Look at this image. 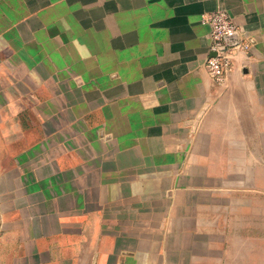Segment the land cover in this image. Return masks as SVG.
<instances>
[{"label":"crops","instance_id":"obj_1","mask_svg":"<svg viewBox=\"0 0 264 264\" xmlns=\"http://www.w3.org/2000/svg\"><path fill=\"white\" fill-rule=\"evenodd\" d=\"M248 44L221 85L205 14ZM264 246V0H0V264H248Z\"/></svg>","mask_w":264,"mask_h":264},{"label":"built area","instance_id":"obj_2","mask_svg":"<svg viewBox=\"0 0 264 264\" xmlns=\"http://www.w3.org/2000/svg\"><path fill=\"white\" fill-rule=\"evenodd\" d=\"M202 24L208 28L210 41L205 68L214 82L221 85L232 67L235 54L247 51L249 46L241 37L239 27L226 11L217 10L203 15ZM234 35H237L238 42L229 43L227 39Z\"/></svg>","mask_w":264,"mask_h":264},{"label":"rangeland","instance_id":"obj_3","mask_svg":"<svg viewBox=\"0 0 264 264\" xmlns=\"http://www.w3.org/2000/svg\"><path fill=\"white\" fill-rule=\"evenodd\" d=\"M232 68V67H231ZM231 70V69H230ZM229 70V71H230ZM207 71V70H206ZM228 71V72H229ZM208 72V71H207ZM227 72V73H228ZM209 74V73H208ZM227 75V74H226ZM211 77V76H210ZM226 78V76H225ZM214 81V80H213ZM216 84V83H215ZM218 85V84H217ZM257 251L253 252L252 256L256 257L257 259L251 260L248 264H264V246H257Z\"/></svg>","mask_w":264,"mask_h":264},{"label":"water","instance_id":"obj_4","mask_svg":"<svg viewBox=\"0 0 264 264\" xmlns=\"http://www.w3.org/2000/svg\"><path fill=\"white\" fill-rule=\"evenodd\" d=\"M227 41H228L229 43H236V42H238V37H237V35H234V36H232V37H229V38L227 39Z\"/></svg>","mask_w":264,"mask_h":264}]
</instances>
